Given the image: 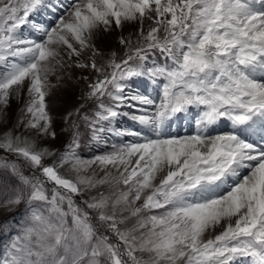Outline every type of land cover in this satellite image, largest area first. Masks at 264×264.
I'll return each instance as SVG.
<instances>
[{
    "label": "snow or ice",
    "instance_id": "6c2138e0",
    "mask_svg": "<svg viewBox=\"0 0 264 264\" xmlns=\"http://www.w3.org/2000/svg\"><path fill=\"white\" fill-rule=\"evenodd\" d=\"M73 68L84 102L51 147ZM13 100L0 209L25 218L0 264H264V0H0V125ZM110 136L131 139L81 157Z\"/></svg>",
    "mask_w": 264,
    "mask_h": 264
},
{
    "label": "rangeland",
    "instance_id": "374dc122",
    "mask_svg": "<svg viewBox=\"0 0 264 264\" xmlns=\"http://www.w3.org/2000/svg\"><path fill=\"white\" fill-rule=\"evenodd\" d=\"M35 20L37 23L46 24L50 22L49 15L41 13L35 15ZM31 33H35V30L29 27ZM135 26L126 25L123 33L127 35L129 32H134ZM24 34L29 33V29H23ZM120 35V30L113 31L109 34H106L103 37L98 38L97 44L100 48L104 50L107 54L111 51H116L118 55H122L121 46L118 44V36ZM72 73V80H66L64 86L55 92V95L50 99L54 101L53 103V114H54V122L55 129L57 131V139L56 140H46L43 141V144L60 148L67 140V134L62 133L60 129L63 127L62 116L66 111L78 107L81 101L78 97L81 95L82 91L86 89V82L80 79L82 75H87L86 72L78 68L70 69ZM53 82H55V78L52 77ZM133 89H139L142 92H147L150 95H156L158 91V87L153 85L146 78H138L133 82ZM89 107V113L91 112V102H87ZM8 123L4 125H0V131L5 130L6 128H10L12 124L15 122L17 112H18V104L15 100L11 102V106L8 108ZM132 121L124 119L119 121L117 124H114V127H122L127 128L132 125ZM185 124L186 122L179 127V131H182V134L186 131ZM221 130L226 131L227 126ZM83 131V129H82ZM175 132V128L173 129ZM190 131V130H188ZM121 139L128 140L130 137L120 138V137H109V143L107 145L100 143L96 145L95 143L90 144L87 147H84L80 152V155L84 159H90L94 155L102 154L105 150H110L112 143H117ZM25 218V206L20 205L12 211H7L4 209H0V248L7 245L11 236L18 232L20 225L22 224Z\"/></svg>",
    "mask_w": 264,
    "mask_h": 264
},
{
    "label": "bare ground",
    "instance_id": "6f19581e",
    "mask_svg": "<svg viewBox=\"0 0 264 264\" xmlns=\"http://www.w3.org/2000/svg\"><path fill=\"white\" fill-rule=\"evenodd\" d=\"M35 17H37V16H34L33 17V19L35 20ZM36 21V20H35ZM30 25L29 26H27V27H25V28H27V29H29V33H26L25 35H28V34H30L31 33V31H30ZM32 35H34V36H37V38H38V34L37 33H31ZM185 123V122H184ZM187 123V122H186ZM180 127V126H179ZM179 127L178 128H175V131H179ZM185 127H186V124H185ZM225 128H223V130H224ZM188 130H191V129H188L187 127H186V131H188ZM223 130H221V131H223ZM228 130V127L226 128V131ZM180 132V134H182V131H179Z\"/></svg>",
    "mask_w": 264,
    "mask_h": 264
}]
</instances>
